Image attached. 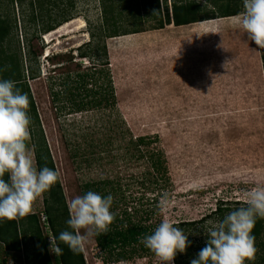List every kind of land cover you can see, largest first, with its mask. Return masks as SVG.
Instances as JSON below:
<instances>
[{"label":"rangeland","instance_id":"obj_1","mask_svg":"<svg viewBox=\"0 0 264 264\" xmlns=\"http://www.w3.org/2000/svg\"><path fill=\"white\" fill-rule=\"evenodd\" d=\"M10 1L0 0V15L9 20L15 18L17 28L15 35L6 42V52L15 54L21 61L52 164L60 174L58 183L68 212V204L79 195L80 183L64 139L75 136L72 141H79L84 119L101 118L98 115H103L105 119L107 109L71 114L58 109L54 111L53 106H60L61 100L52 106L48 88L51 85L52 91L62 90L54 81L56 75L51 72L53 67L64 64L58 70L55 68V73H71L67 81L72 84L74 72H82L90 66L88 59L76 57L75 49L88 42V30L94 31L99 25V3L98 0H39L43 4L40 11L36 4L34 6L37 17L44 20L47 16H56L59 9L64 8L69 12L67 3L70 1L73 3L69 8L71 20L77 21L63 29L57 39L46 43V33L34 34L38 39H30L33 30L26 20L31 10L26 1L21 6L16 0ZM145 1H120L121 6L117 11L120 12L122 30L130 32L139 26L144 32L106 39L107 61L103 64H106L112 84L116 122L121 121L124 124L122 128H128L134 138L156 135L162 148L170 185L159 193L156 218H160V222L169 219L173 223L198 221L220 201L231 202L229 208L235 210L243 206L247 191L264 185V78L261 51L240 27L235 19L237 15L188 26H165L160 30H150L152 22L148 14L154 11L151 4L145 6ZM156 1L161 14L165 6L170 9L173 1L194 3L197 6L195 15L200 19L206 18L205 12L216 17L218 11L215 4L220 2ZM238 8L239 13L243 11V0ZM38 21L35 31L41 27V21ZM28 49L35 62L29 57ZM46 49L48 55L44 57ZM68 53L73 58L71 63L66 62ZM55 54L59 57L54 59L52 55ZM30 71H35L33 81L28 77ZM101 82L98 80L96 86ZM93 86L89 81L87 88ZM31 129L32 132L36 130L34 127ZM129 164H119L117 170L121 174L134 176L137 170L144 172L145 164L142 162H137L135 167ZM43 200L44 196L41 195L34 201L30 214L35 216L40 236L46 238L49 244L47 250L51 255L52 235L44 220ZM216 220L217 217H214L204 222L200 228L207 230L205 234L196 235V239L207 238V231ZM21 222L23 227L28 226L25 219ZM198 227H195L196 231ZM258 240L264 241V233ZM26 243L17 252H6L5 264H32L34 258L30 255V245ZM0 251L4 252L1 247ZM81 253L84 264H162L156 255L145 253L129 261L105 263L94 246L92 235ZM261 255L263 252L257 248L255 259L245 264H258Z\"/></svg>","mask_w":264,"mask_h":264},{"label":"trees","instance_id":"obj_2","mask_svg":"<svg viewBox=\"0 0 264 264\" xmlns=\"http://www.w3.org/2000/svg\"><path fill=\"white\" fill-rule=\"evenodd\" d=\"M23 1H26L27 7L31 10L26 20L28 22L27 25H31L29 28L31 27L33 30L30 39L37 38L34 34H47V32L55 30L61 24L72 19L69 8L73 6V3H70V1L67 3L69 12L66 8L59 9L57 14H55L56 16H47V19L44 20L37 17L34 12L35 4L40 11L43 2L39 0H16L20 6ZM120 1L121 3L126 2V0H98L100 23L95 28L96 30H88L90 40L75 49L77 51L76 57L78 59H88L90 66L84 68L82 72L75 71L72 84L67 81L71 73L67 71L62 72V75L61 73H55L64 64L53 67L51 72L56 75L54 81H57V87H62V90L52 91L51 85L48 88L52 106L58 103L59 99L61 100L60 106L58 104L53 106L54 111L58 109L71 114L99 112V109H107L105 119H103V115H98L101 118L89 117L84 119V126L79 134V141H72L75 136L69 140L64 139L73 168L79 174V195L92 190L104 197L109 194L114 197L111 208V211L115 213L114 222L109 226L106 234L92 235L94 246L100 252L101 260L105 263L129 261L134 256L141 255V253L149 256L155 255L141 243V240L144 235L151 234L161 223L159 221L160 218H156L159 211L157 208L158 198L161 191L166 189L167 185H170V180L166 173V162L163 158L164 154L156 135L134 138L128 128H122L123 123L121 121L117 123L114 118L113 107L115 99L112 92V84L108 70L105 67L106 64H103L107 55L104 41L108 38L144 32L139 26L130 32L122 30L119 18L120 12H118L121 6ZM154 1L156 0L144 2L145 6L151 4L152 11H154L151 15L148 14L152 22L150 30H160L165 26H188L215 18H230L239 13L238 4L240 5L242 2V0H216L220 1L215 4L216 11H218L217 16H210L211 14L205 12L206 18L200 19L195 15L197 6L194 3L183 4L173 1L170 9L165 6L164 13L161 14L157 1L155 3ZM206 1L209 2V0ZM38 20L41 21V27L35 31L38 26ZM32 26H34V29ZM16 29L15 18L9 20L6 16L0 15V77L15 81L17 87L28 94L30 99L28 115L31 118V124L29 146H27L32 149L37 168L47 166L54 169L37 119L35 106L24 78L21 61L15 54L6 52V48H8L6 47V42L15 35ZM259 49L261 51L260 60L264 78V52L262 51L263 49ZM27 53L29 57H32L31 60L35 62V57L29 52V49ZM69 53L67 54L69 55L66 60L67 63H71V60H73ZM57 57L59 55H52L54 59ZM55 64L58 65V63ZM33 73L35 71L29 72L28 77L31 81L36 78ZM75 80L78 81L76 84ZM98 80L100 82L103 81V84L101 82V84L96 86ZM89 81L94 85L93 88H87ZM33 127L36 129L34 132L31 129ZM70 141H72V145ZM137 162L145 164V169L144 172L137 170L135 176L133 174H121L117 170L120 167L119 164L130 163L129 165L135 167ZM90 172H93L94 175ZM132 189L135 192H132ZM149 193H151L150 196L148 195ZM42 195L44 196L43 203L45 205V223L52 237L58 238L60 232L68 229L66 221L69 219L59 183L54 184ZM230 205H232L231 202L220 201L209 214L204 215L198 221H178L174 223V226L184 230L192 243L185 253H177L173 264H190V260L204 247L207 239L203 237L196 239V235L199 233L205 234L207 230L202 231L200 227L211 218L217 217L216 221L221 220L227 213L233 211L229 208ZM242 205L246 206L244 203ZM23 219L28 223V226L23 227L21 222ZM198 225V231H196L195 227ZM263 233L264 219L257 218L252 235L255 237L256 248L263 252V255L258 259V264H264V241L259 242L258 240ZM26 241L30 245V255L34 258L32 264H84L81 252L73 253L67 245L58 239L57 243L63 249V254L57 256L52 252L49 255L47 250L49 244L45 237L41 238L37 220L33 214L14 219H0V247L4 251H0L2 254L0 264L6 263V252L19 251L22 245L25 247Z\"/></svg>","mask_w":264,"mask_h":264},{"label":"clouds","instance_id":"obj_3","mask_svg":"<svg viewBox=\"0 0 264 264\" xmlns=\"http://www.w3.org/2000/svg\"><path fill=\"white\" fill-rule=\"evenodd\" d=\"M235 19L248 38L264 49V0H243V11ZM29 106L28 94L15 81L0 77V219L30 214L34 201L60 178L59 172L52 168H37L27 146ZM113 201L111 194L104 197L92 190L74 197L68 204V229L60 232L58 238H50L51 251L57 256L63 254L58 239L73 253H80L89 236L106 234L115 220L111 211ZM244 205L213 223L204 247L190 264H245L255 259L257 248L252 232L257 218L264 219V185L247 191ZM141 243L162 264H173L177 253H185L192 242L182 228L163 219L151 234L143 236Z\"/></svg>","mask_w":264,"mask_h":264},{"label":"bare ground","instance_id":"obj_4","mask_svg":"<svg viewBox=\"0 0 264 264\" xmlns=\"http://www.w3.org/2000/svg\"><path fill=\"white\" fill-rule=\"evenodd\" d=\"M75 22H77L76 21V19H73V20H70L69 22H66V23H64V24H62L61 26H59L58 28H56L55 30H53V31H51V32H49V33H47V34H45V36H44V41L46 42V43H49V42H51L52 40H55V38L57 39L58 38V36H60V34L64 31L63 29H66L68 26H70V25H72V24H76ZM79 24V23H78ZM75 28V27H74ZM50 52V51H49ZM48 55V51H47V49L45 50V55H44V57H46ZM50 55V54H49Z\"/></svg>","mask_w":264,"mask_h":264}]
</instances>
